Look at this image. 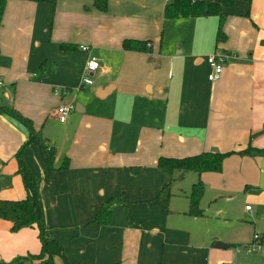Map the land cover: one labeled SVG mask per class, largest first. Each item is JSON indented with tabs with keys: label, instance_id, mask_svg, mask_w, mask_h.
Listing matches in <instances>:
<instances>
[{
	"label": "crops",
	"instance_id": "0c3cea01",
	"mask_svg": "<svg viewBox=\"0 0 264 264\" xmlns=\"http://www.w3.org/2000/svg\"><path fill=\"white\" fill-rule=\"evenodd\" d=\"M95 1L7 4L0 30V201L27 198L17 154L30 132L7 113L15 110L55 148L56 168L69 161L67 171L50 172L36 146L23 155L38 180L47 237L69 264H228L222 251L243 244L238 232L250 231L245 245L264 235V0L226 9L221 43L217 17L166 20L168 0H108L105 13ZM125 41L148 42L150 51H124ZM215 53L226 63L212 83L207 59ZM91 58L99 69L87 86ZM72 100L79 113L62 124L56 111ZM249 148L263 152L238 155ZM203 153L237 154L220 173L199 177L208 184V215L194 218V185L183 190L177 182L164 192L170 179L158 161ZM103 207L111 210L107 226L95 222ZM12 230L0 219V262L40 254L37 228ZM217 230L233 234L223 240ZM54 263L65 264L61 257Z\"/></svg>",
	"mask_w": 264,
	"mask_h": 264
},
{
	"label": "trees",
	"instance_id": "16d2710c",
	"mask_svg": "<svg viewBox=\"0 0 264 264\" xmlns=\"http://www.w3.org/2000/svg\"><path fill=\"white\" fill-rule=\"evenodd\" d=\"M9 1L10 0H0V30L3 25L4 14ZM238 2H245L251 5L252 0H218V2L215 3L198 0H168L164 15L166 20H188L217 17L219 19L217 43H221L225 42L227 39L224 33V27L228 17L225 10L234 7ZM94 8L102 13L107 12L108 0H96ZM148 45V42L125 41L123 43V49L124 51L133 53H147L150 51ZM62 49L67 51L69 48L67 46H62ZM7 113L23 124L30 132L29 140L20 148L17 154L19 173L22 176L27 191V198L19 202L0 201V219L11 223L13 225L12 231L14 233L37 228L42 249L38 255L18 257L9 263L0 262V264H55V257H61L65 264H69L62 246L57 241L47 237L48 233L44 228L39 199L38 180L27 168L23 155L29 146H36L42 151L50 172L67 171V169H69V161L65 160V163L61 167L56 168V150L50 145L49 141L45 139L40 132L34 130L33 124L30 120L24 118L18 112L15 110H9ZM261 152L263 151L249 148L246 151L238 153V155L248 156ZM235 154L237 153H203L198 156L184 159L161 158L158 161V169L170 179V184L164 189V192H168L173 183L182 181L189 173L196 174L199 177L206 173H220L223 169L224 161ZM134 173L136 172L134 171ZM204 192L205 189L201 182H198L193 186L192 192L189 196V216L194 218L204 217V212L200 209V203L204 197ZM108 205L111 206L110 201ZM95 222H98L101 225H110V208H101Z\"/></svg>",
	"mask_w": 264,
	"mask_h": 264
},
{
	"label": "built area",
	"instance_id": "2783aa9c",
	"mask_svg": "<svg viewBox=\"0 0 264 264\" xmlns=\"http://www.w3.org/2000/svg\"><path fill=\"white\" fill-rule=\"evenodd\" d=\"M80 51L83 53H88L90 48L87 46L80 47ZM208 66L210 68V74L208 75V80L212 83L217 82L221 79L224 69L226 58L219 53L210 55L207 59ZM99 69V63L96 58H91L84 72L83 82L87 86L93 85L92 76ZM3 87V81L0 79V88ZM75 111L74 105L62 106L59 107L56 111L60 123L64 124L67 121L69 115ZM248 211H251V207L247 208ZM244 252L248 254L258 253L264 255V235L255 234L253 236L252 242L244 247ZM264 264V263H263Z\"/></svg>",
	"mask_w": 264,
	"mask_h": 264
},
{
	"label": "rangeland",
	"instance_id": "374dc122",
	"mask_svg": "<svg viewBox=\"0 0 264 264\" xmlns=\"http://www.w3.org/2000/svg\"><path fill=\"white\" fill-rule=\"evenodd\" d=\"M77 95V93H75ZM187 178L184 177V179L180 183L181 188L184 189H190L192 185H195L198 183L199 176L196 174H187ZM177 183V182H175ZM173 183V185L175 184ZM175 189L177 188V185H175ZM179 186V185H178ZM205 190L207 191V196L202 199L200 203V209L205 213L204 215H208V184H204ZM235 204L237 205H242L243 201L241 199H236L234 201ZM245 208V206L243 207ZM247 223H250L249 220H246ZM252 226V225H250ZM251 228V227H250ZM252 229V228H251ZM219 233V237L221 239H225L227 237H230L233 233L232 232H226L224 230H217ZM239 234L237 235L239 237V242L238 243H243V244H238L237 246H230L227 250H223L222 253L226 257V261L228 264H263L264 263V255L258 254V253H252L248 254L244 252V247L247 246L244 243L250 239V231L246 230L243 231L242 233L238 232Z\"/></svg>",
	"mask_w": 264,
	"mask_h": 264
},
{
	"label": "water",
	"instance_id": "95a60500",
	"mask_svg": "<svg viewBox=\"0 0 264 264\" xmlns=\"http://www.w3.org/2000/svg\"><path fill=\"white\" fill-rule=\"evenodd\" d=\"M72 102H73V100L71 101L70 104H72ZM80 107H81L80 104H76V106H75V111H76L77 113H79V108H80ZM216 247H220V246L217 245Z\"/></svg>",
	"mask_w": 264,
	"mask_h": 264
}]
</instances>
